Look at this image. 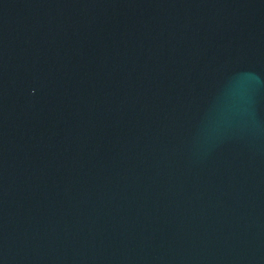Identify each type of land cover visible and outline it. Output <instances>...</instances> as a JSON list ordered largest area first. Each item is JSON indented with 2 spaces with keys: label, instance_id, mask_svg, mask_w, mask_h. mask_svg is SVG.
I'll use <instances>...</instances> for the list:
<instances>
[{
  "label": "water",
  "instance_id": "95a60500",
  "mask_svg": "<svg viewBox=\"0 0 264 264\" xmlns=\"http://www.w3.org/2000/svg\"><path fill=\"white\" fill-rule=\"evenodd\" d=\"M0 264H264V0H0Z\"/></svg>",
  "mask_w": 264,
  "mask_h": 264
}]
</instances>
